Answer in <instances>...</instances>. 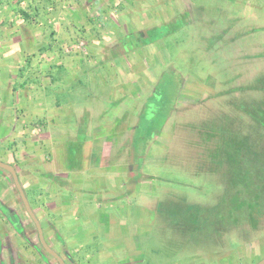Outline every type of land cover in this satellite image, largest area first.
Wrapping results in <instances>:
<instances>
[{"label":"rangeland","instance_id":"obj_1","mask_svg":"<svg viewBox=\"0 0 264 264\" xmlns=\"http://www.w3.org/2000/svg\"><path fill=\"white\" fill-rule=\"evenodd\" d=\"M263 2L233 6L206 0L205 7L188 6L183 16H172L146 35L128 32L107 38V102L91 120L107 121L95 141L107 136V158L127 165L107 169L106 197L136 214L131 217L136 223L122 221L120 229L118 223H109L115 233L106 239L105 210L101 217L89 214L86 222L78 210L62 231L51 228L58 241H47L67 264H88L82 258L85 251L91 258L96 255L93 264H249L242 261L249 247L261 251L264 216L253 228L241 220L246 209L238 206L241 195L250 199L264 191V175L254 172L253 161L258 157L264 165V129L250 116L264 110ZM78 40L75 49L85 61L92 59L89 39ZM69 82L68 77L63 80L58 99H71L73 106L60 116L55 111L54 118L60 127V117L70 137L66 144L74 146L72 137L80 141L84 135L73 133L83 130L86 119L77 127V112L70 110H88L95 102L84 83L70 87ZM6 120L0 113L1 148L10 129ZM238 149L239 155H231ZM246 154L251 160L243 158ZM26 175L21 172V184L40 216L33 195L41 190L38 185L30 188ZM116 175H126L123 187L113 179ZM104 190V185L96 190L94 200ZM73 193L78 199L83 195ZM20 199L11 176L0 168V264H57L41 248ZM52 217L44 218L41 226L50 225ZM3 219L15 230L6 231ZM95 234L102 241H77Z\"/></svg>","mask_w":264,"mask_h":264},{"label":"crops","instance_id":"obj_2","mask_svg":"<svg viewBox=\"0 0 264 264\" xmlns=\"http://www.w3.org/2000/svg\"><path fill=\"white\" fill-rule=\"evenodd\" d=\"M204 1L0 0V113L2 118L7 119L6 127L10 128L7 136L1 140L0 159L15 167L21 183V172H24L30 188L38 185L41 190L33 195L41 215L38 216L36 210L34 213L40 223L53 215L50 225L46 224L45 228L41 226L46 241H58L51 228L56 226L58 231H62L65 221H72V216L78 210L83 213V222L88 221L89 214L101 217V209L105 210L107 228L103 237L106 239L107 234L115 233L113 228H109L111 222L118 223L119 229L123 227L122 221L135 225L136 221L131 217H137L136 214H129L127 208L113 201V197H106L107 182L110 181L107 169L127 165L115 164L110 157L107 158V136L99 143L95 141L99 129L103 126L107 128V121L91 120L99 117L104 111L103 104L107 102V38L114 34L122 37L128 32L146 35L147 31L169 23L172 16H183L188 6H195L196 10L205 7ZM225 1L233 6L258 4V0ZM213 2L220 4V0ZM82 36L89 39L87 51L92 55V59L86 61L81 52L75 49L78 38ZM66 77L72 83L70 87L82 86L84 83L91 90V99L95 102L94 107L90 106L88 110H70V113L77 112L74 114L79 120L75 122L77 127L83 123L82 119H86L83 130L78 128L73 133L84 135L80 141L72 137L74 146L66 144L70 137L66 138L60 117V127L54 118L55 111L59 113L73 106L69 102L71 99H58ZM74 82H77L76 85ZM50 89L55 90L50 92ZM41 119L46 123L41 122ZM121 141L123 139L120 138L118 142ZM44 147L46 149L43 151ZM48 149L50 152H45ZM31 167L37 168V172L32 173ZM133 170L131 167V176L134 175ZM125 178L126 175L118 178L121 187ZM40 184L44 189L40 188ZM103 185L104 194L95 201L92 194L101 190ZM23 189L25 192L27 188ZM66 190L70 191V195L64 197L63 192ZM76 191L83 192L79 199L73 193ZM263 216L264 212L254 218V224H249L255 228L258 218ZM2 222L5 223L6 231L10 228L15 230V226L12 227L4 219ZM49 228L52 232L47 237ZM89 235L76 240L102 241V237L98 238L97 234L92 238ZM259 241L257 243L260 244ZM260 248L261 251L257 253L249 247L247 259L242 261L256 264L264 258V241H261ZM83 257L88 264H93L96 259V255L91 258L88 251Z\"/></svg>","mask_w":264,"mask_h":264},{"label":"trees","instance_id":"obj_3","mask_svg":"<svg viewBox=\"0 0 264 264\" xmlns=\"http://www.w3.org/2000/svg\"><path fill=\"white\" fill-rule=\"evenodd\" d=\"M259 111L260 112H258V113L255 112L250 116L258 124L259 127L264 129V110L260 109ZM236 151H237L238 155H239V152L241 153V150L238 149V150H234L233 152H231V155L236 157ZM243 158L246 159V161L251 160V158L247 154ZM257 158H255L253 160L256 163V165H255L256 170L254 172L261 174V175H264L263 161L260 160V163H259L257 161ZM247 159H249V160H247ZM262 159H264V158L262 157ZM242 162L244 163L245 161L242 160ZM247 163L248 162H246V164ZM246 168L249 169V167H246ZM242 169L246 170L245 167ZM261 183L263 184L262 189H264V181H262ZM240 198H241V202L238 206L239 209L240 210L246 209L245 213H243V215H241V220L243 219L244 222H247V223L252 222V224H254L256 222V219H254V218L255 217L257 218L264 211L263 210V208H264V202H263L264 201V191L262 190L260 193H258V195L255 198L252 197L250 199H243L242 195L240 196ZM251 203H252V205H251ZM234 223H236V222H234Z\"/></svg>","mask_w":264,"mask_h":264},{"label":"water","instance_id":"obj_4","mask_svg":"<svg viewBox=\"0 0 264 264\" xmlns=\"http://www.w3.org/2000/svg\"><path fill=\"white\" fill-rule=\"evenodd\" d=\"M0 168L7 171L12 178L13 184L17 190V192L20 195L21 201L23 203L25 212L29 215V217L31 218L32 222L34 223L35 227H36V231H37V235H38V240L40 245L42 246V248L44 249V251L50 255L51 257H53L56 262L58 264H66V262L64 261V259L61 257V255H59L53 248H51L49 246V244L47 243V241L44 238V234H43V230L41 227V224L37 218V216L35 215L33 209L31 208V205L29 203V200L24 192V189L21 185V182L18 178L17 172L15 170V167L9 163L4 162L3 160L0 159ZM256 264H264V258L260 259Z\"/></svg>","mask_w":264,"mask_h":264},{"label":"flooded vegetation","instance_id":"obj_5","mask_svg":"<svg viewBox=\"0 0 264 264\" xmlns=\"http://www.w3.org/2000/svg\"><path fill=\"white\" fill-rule=\"evenodd\" d=\"M10 175V174H9ZM11 176V175H10ZM13 182V181H12ZM21 200V199H20ZM22 202V201H21ZM22 205H23V203H22ZM24 207V206H23ZM25 210V209H24ZM27 214V213H26ZM28 215V214H27ZM28 217H29V215H28ZM30 218V217H29ZM30 220H31V218H30ZM39 220V219H38ZM32 221V220H31ZM40 222V221H39ZM33 223V222H32ZM34 224V223H33ZM41 224V223H40ZM35 226V225H34ZM35 229H36V227H35ZM36 233H37V231H36ZM45 238V237H44ZM37 239H38V235H37ZM39 241V240H38ZM40 244V243H39ZM41 246V245H40ZM50 247H51V244L49 245ZM41 248H42V246H41ZM43 249V248H42ZM44 250V249H43ZM59 255H61L62 256V254H60V253H58ZM53 258V257H52ZM54 259V258H53ZM55 260V259H54ZM56 261V260H55ZM57 263V262H56ZM58 264V263H57ZM67 264V263H66Z\"/></svg>","mask_w":264,"mask_h":264}]
</instances>
